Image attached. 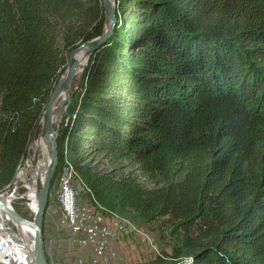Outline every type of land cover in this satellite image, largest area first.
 <instances>
[{"label":"trees","instance_id":"16d2710c","mask_svg":"<svg viewBox=\"0 0 264 264\" xmlns=\"http://www.w3.org/2000/svg\"><path fill=\"white\" fill-rule=\"evenodd\" d=\"M113 1L70 88L45 215L66 152L95 210L160 234L172 261L153 264H264V0ZM104 23L101 0H0V194L69 53ZM96 155L153 188L97 173Z\"/></svg>","mask_w":264,"mask_h":264},{"label":"rangeland","instance_id":"374dc122","mask_svg":"<svg viewBox=\"0 0 264 264\" xmlns=\"http://www.w3.org/2000/svg\"><path fill=\"white\" fill-rule=\"evenodd\" d=\"M79 75L75 76L76 79ZM26 160L21 164V170L16 175L14 183L3 195L12 196L14 200L11 207L13 208L15 204L20 212L26 215V219L30 220L29 218H34V214L28 207L29 201L24 197L27 193L26 186L29 184L26 179ZM93 163L97 173L131 174L136 176L145 187L153 188L154 186L141 175L135 165L127 161H110L108 158H103L102 155H96ZM59 182L60 179L52 188L50 203L56 207L54 217L58 232L62 235L60 239H65L69 245L66 247L64 244L55 243L51 247V244L44 243L46 254L48 256L50 253L51 257L49 264H153L159 259H164V262L172 261L169 258V248L157 231L143 225L132 214L120 215L129 225L123 232L116 231L113 222L101 215L100 210H95L91 204L92 200L76 180L73 182V187L76 191L79 222L73 229L65 227L61 221L59 222L61 219L64 222L58 202ZM13 184L16 186L14 192ZM21 188L24 189V193H19ZM21 196L22 198H20ZM1 219L7 227L13 230L14 234H18L10 220L2 217ZM132 227H135L136 230ZM27 239L29 241L31 237L28 236Z\"/></svg>","mask_w":264,"mask_h":264},{"label":"water","instance_id":"95a60500","mask_svg":"<svg viewBox=\"0 0 264 264\" xmlns=\"http://www.w3.org/2000/svg\"><path fill=\"white\" fill-rule=\"evenodd\" d=\"M102 6L104 9L105 23H104V32L101 36L91 41H87L77 48L73 49L68 55L67 68L55 86L54 90L50 94L47 103L45 105L44 112L39 121L41 125V130L39 136L49 141V157L50 162L49 166L42 183L36 182V197H37V211L34 214L32 220H27L20 215H18L11 206H6L3 202L2 195L0 194V211L4 216L10 220L14 225H24L30 228L33 231V251L28 253L27 262L28 264H48L44 243H43V218L45 215V210L48 203V196L50 191L51 180L54 175L57 160H58V149H57V136L59 132V125L63 113L65 112L69 102H70V88L74 81L77 69L76 56L83 50L87 52V61L83 70L86 68L88 59L91 54L96 51L101 45H103L106 40L111 36L113 29L116 24V9L114 1L112 0H101ZM64 95L62 101L60 102L59 107L55 108V103ZM57 106V105H56ZM55 119L53 120V118ZM37 127L33 130L31 139L36 135ZM30 139V142H31ZM30 144V143H29ZM28 157V152L26 154V159ZM0 221L2 222L1 216ZM0 230L10 236L15 243L17 240L13 237V231L3 227L0 224ZM32 258V260H31ZM30 259V261H29Z\"/></svg>","mask_w":264,"mask_h":264},{"label":"built area","instance_id":"2783aa9c","mask_svg":"<svg viewBox=\"0 0 264 264\" xmlns=\"http://www.w3.org/2000/svg\"><path fill=\"white\" fill-rule=\"evenodd\" d=\"M63 160L64 165L62 167V175L59 182L60 190L58 193V202L62 211L64 226L69 229H73L79 222V211L76 207V191L73 187V182L76 180L80 183L81 181L79 176L77 175L76 170L73 168L69 159L67 158L66 152L64 154ZM20 170L21 165L17 167L16 175L18 174V172H20ZM13 186L14 192L16 186L14 184ZM20 198H22V196ZM99 208L101 210H104L101 207ZM107 218L113 222L115 229L118 232H123L129 225V223L118 214L110 213V216H108ZM2 223L4 224V221H2ZM4 227L11 229L6 225ZM132 228L136 230L135 227ZM1 240H3L4 243H0V264H27L26 252L24 251L23 247H21L19 244H16L13 239L6 233L0 231V241Z\"/></svg>","mask_w":264,"mask_h":264},{"label":"bare ground","instance_id":"6f19581e","mask_svg":"<svg viewBox=\"0 0 264 264\" xmlns=\"http://www.w3.org/2000/svg\"><path fill=\"white\" fill-rule=\"evenodd\" d=\"M86 61H87V52L86 50H83L76 56L77 69H76L75 76H78L79 74H81L83 67L86 64ZM63 97L64 95H61V97H59V99L56 101L55 103L56 109L59 107L60 102L62 101ZM54 119L55 117L53 118V120ZM49 147H50V143L48 140L41 138L39 135L38 136L35 135L32 138L29 144V148H28V157L26 160V165H27L26 179L28 180L29 184L26 186L27 193L24 195V197H26L27 200L29 201L28 207L33 214H35L37 211L36 182L42 183L44 181V178H45L48 166H49V162H50ZM2 198L6 206H11V203L14 200L12 196L7 197L5 195H2ZM0 216L2 218L7 219L1 211H0ZM0 224L3 227L5 226L1 221H0ZM14 228L18 232V234L13 233L14 239L17 240L16 244H19L21 247H23L24 251L26 252L28 256L27 250L29 253H32L33 251V244H32L33 243V231L24 225H14ZM28 236L31 237L29 241L27 239ZM0 243L3 244L4 241L1 240Z\"/></svg>","mask_w":264,"mask_h":264},{"label":"crops","instance_id":"0c3cea01","mask_svg":"<svg viewBox=\"0 0 264 264\" xmlns=\"http://www.w3.org/2000/svg\"><path fill=\"white\" fill-rule=\"evenodd\" d=\"M55 208L56 207L50 203L46 211L45 221H44V243L51 244V247H53L55 243L64 244L66 245V247H68L69 244H67V241H65V239L62 240L60 239V236L62 235L59 234L58 232L59 229L57 227V223L55 222V217H54ZM60 221L61 223L64 224V222H62V219L59 220V222ZM47 257L50 262L51 259L50 253L48 254Z\"/></svg>","mask_w":264,"mask_h":264}]
</instances>
